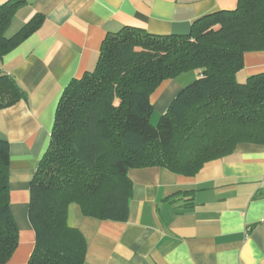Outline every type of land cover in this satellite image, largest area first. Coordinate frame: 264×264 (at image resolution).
<instances>
[{
  "label": "trees",
  "instance_id": "1",
  "mask_svg": "<svg viewBox=\"0 0 264 264\" xmlns=\"http://www.w3.org/2000/svg\"><path fill=\"white\" fill-rule=\"evenodd\" d=\"M25 0L0 6V57L35 33V16L6 38ZM264 52V0H238L197 20L186 35L124 27L109 33L95 68L73 80L59 102L50 146L30 185L28 218L35 247L28 264H84V235L68 225L71 205L85 217L127 222L132 169L196 176L239 144L264 146V72L245 83V55ZM197 71L154 127L152 94L167 80ZM0 74V111L25 100ZM10 144L0 139V264L16 252L20 231L10 202ZM190 192L178 193L188 195Z\"/></svg>",
  "mask_w": 264,
  "mask_h": 264
},
{
  "label": "crops",
  "instance_id": "2",
  "mask_svg": "<svg viewBox=\"0 0 264 264\" xmlns=\"http://www.w3.org/2000/svg\"><path fill=\"white\" fill-rule=\"evenodd\" d=\"M9 0H0V6ZM6 32L35 16L42 26L0 57V74L16 80L25 100L0 111V139L10 144V202L20 231L7 264H28L35 234L28 218L30 185L49 149L57 108L73 80L92 71L103 41L124 27L153 35H186L204 16L234 10L238 0H25ZM264 72V52L245 55L243 74ZM197 71L167 80L152 94L163 115ZM127 222L85 217L71 205L68 225L85 237L84 264H264V146L239 144L194 177L163 168L132 169ZM190 192L188 195L178 193Z\"/></svg>",
  "mask_w": 264,
  "mask_h": 264
},
{
  "label": "rangeland",
  "instance_id": "3",
  "mask_svg": "<svg viewBox=\"0 0 264 264\" xmlns=\"http://www.w3.org/2000/svg\"><path fill=\"white\" fill-rule=\"evenodd\" d=\"M248 78L249 77H245V76H243V74H241V75L237 76V81L239 83H245ZM154 116L158 117V119H157L158 121H157L156 125L154 126V127H156L159 124V121H160V118H161L162 115H160V113L156 112Z\"/></svg>",
  "mask_w": 264,
  "mask_h": 264
}]
</instances>
